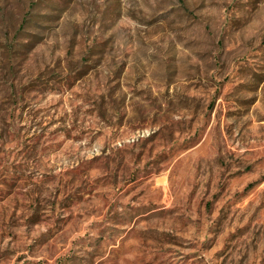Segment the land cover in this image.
I'll use <instances>...</instances> for the list:
<instances>
[{
	"label": "rangeland",
	"instance_id": "374dc122",
	"mask_svg": "<svg viewBox=\"0 0 264 264\" xmlns=\"http://www.w3.org/2000/svg\"><path fill=\"white\" fill-rule=\"evenodd\" d=\"M0 264H264V0H0Z\"/></svg>",
	"mask_w": 264,
	"mask_h": 264
}]
</instances>
